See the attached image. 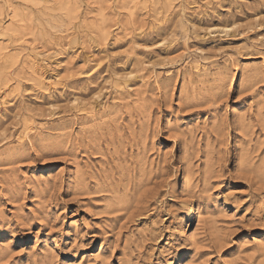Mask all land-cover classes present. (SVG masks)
I'll use <instances>...</instances> for the list:
<instances>
[{"label": "rangeland", "instance_id": "obj_1", "mask_svg": "<svg viewBox=\"0 0 264 264\" xmlns=\"http://www.w3.org/2000/svg\"><path fill=\"white\" fill-rule=\"evenodd\" d=\"M0 264H264V0H0Z\"/></svg>", "mask_w": 264, "mask_h": 264}, {"label": "bare ground", "instance_id": "obj_2", "mask_svg": "<svg viewBox=\"0 0 264 264\" xmlns=\"http://www.w3.org/2000/svg\"><path fill=\"white\" fill-rule=\"evenodd\" d=\"M229 27H227V26H223V27H221V29L220 30H223V31H225L226 29H228ZM227 31V30H226Z\"/></svg>", "mask_w": 264, "mask_h": 264}]
</instances>
